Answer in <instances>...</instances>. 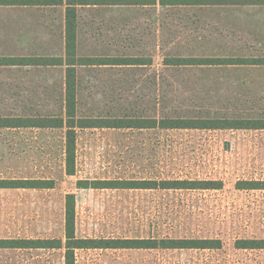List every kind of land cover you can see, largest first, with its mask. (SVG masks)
Wrapping results in <instances>:
<instances>
[{"label":"rangeland","instance_id":"obj_1","mask_svg":"<svg viewBox=\"0 0 264 264\" xmlns=\"http://www.w3.org/2000/svg\"><path fill=\"white\" fill-rule=\"evenodd\" d=\"M198 8L167 12L168 25L160 30L182 36L170 41L165 35L164 52L154 44L158 25L152 8L131 13L128 30H108L111 26L98 24V18V25L83 26L80 54L107 50L114 55L126 48L127 53L154 55L156 67L80 68L79 113L264 119V68L244 72L251 79L244 84L210 82L206 73L202 81L183 69L163 75L162 54L192 53L195 44L184 43L183 34L197 28L213 33V41L197 50H207L206 55L218 47L220 56H264V6L239 12L227 6ZM60 18L59 7L0 6V55L50 53L61 43ZM230 29L253 34L232 35ZM128 31L131 35H125ZM116 46L123 51H115ZM63 70L0 66V116H65ZM0 179L54 180L53 188H0V239L65 240V197L74 193L78 237L222 242L219 249H80L76 264H264V249L236 247L238 240L264 239V189L237 188L239 181H264V129H80L76 172L69 175L64 129L0 128ZM79 180L220 181L222 188H79ZM0 264H65L64 249L0 248Z\"/></svg>","mask_w":264,"mask_h":264},{"label":"trees","instance_id":"obj_2","mask_svg":"<svg viewBox=\"0 0 264 264\" xmlns=\"http://www.w3.org/2000/svg\"><path fill=\"white\" fill-rule=\"evenodd\" d=\"M257 3L256 0H252ZM63 4V0H0V6H19V5H50ZM66 95H65V116H0V128L20 129H64L65 130V165L66 172L74 175L76 172V140L80 129L87 128H160V129H264V119L261 120H229V119H199V118H176V117H139L130 114L125 116L101 117L81 115L79 113L80 99L78 90L80 86V68L97 69L106 65H120L124 69L134 70L139 67L146 68L153 64V58L143 54H131L126 52L111 55L106 53L80 54L79 44L81 36L78 33V6L91 5L92 7H109L118 5L127 11L124 14L123 23L128 26L131 20V13L134 7L149 5L155 14L154 22L158 25L155 33V46L161 51H167L164 47L169 36L170 41L182 36L178 33H164L160 27H165L168 22L165 16L169 10L174 11L181 7H213L224 4L221 0H66ZM71 4V5H70ZM162 11V12H159ZM160 26V27H159ZM159 31V32H158ZM131 35V34H125ZM102 36V34H100ZM212 34L195 33L183 34L186 44L194 43L188 55L178 53L164 54L163 75L167 77V71H180V69H190L193 67L210 68L213 66H226L234 64L264 65V56L240 58L231 55H206L203 51H197V46L213 41ZM137 40V39H136ZM178 40V39H177ZM176 40V41H177ZM180 43V41H179ZM131 43H128L130 45ZM131 44V45H138ZM127 47V46H126ZM201 47V46H199ZM178 49V45L175 46ZM122 49H116L115 51ZM197 52V53H195ZM212 53V52H210ZM64 60L49 57H26V56H1L0 66H38L63 64ZM155 77L160 78V73L155 72ZM166 79H164V82ZM155 89L160 88L158 80L154 81ZM54 180H17L0 179V188H53ZM79 188L89 187H109V188H175V189H219L222 188L220 181H190V180H164L161 182L152 180H115L109 182H89L79 180ZM239 189H264V181H239ZM76 195L68 193L65 197V222L64 237L62 238H7L0 239V248H28V249H64L65 264H76V250L80 249H219L222 247L220 239H117V238H83L76 235ZM236 247L240 249H264V239L238 240Z\"/></svg>","mask_w":264,"mask_h":264},{"label":"crops","instance_id":"obj_3","mask_svg":"<svg viewBox=\"0 0 264 264\" xmlns=\"http://www.w3.org/2000/svg\"><path fill=\"white\" fill-rule=\"evenodd\" d=\"M257 3H253L252 0H221L222 3L221 5L213 6V7H203V8H198L200 11H205L206 9H215L219 7H233L236 12L240 11L241 7H262L264 6V0H256ZM71 5V4H70ZM19 6H26V7H49V8H60L61 9V43L59 44V47L55 48L52 50L50 53H41V54H35V55H25L26 57H53V58H59L63 59L64 63L63 64H56V65H38L35 67H42V68H63L64 70V82L66 81V69L68 65H66V31H67V26H66V15H67V4L66 0H63V4H50V5H19ZM6 7H11V6H6ZM145 8H151L149 5H145L143 7H134L130 11H146L144 10ZM231 9V8H230ZM233 9V10H234ZM153 10V9H152ZM91 11V12H90ZM127 11L125 10L124 7L118 6V5H111L109 7L101 6V7H92L91 5H79L78 6V20H79V26H78V33L80 35H85L86 33L82 32V27L85 25H104V26H111L108 30L113 29L114 26H120V27H125L126 30L130 29L128 28L129 26H125L123 23L124 19V14ZM149 12V11H147ZM117 13V14H115ZM90 14H93V17L90 16ZM97 18L100 19L98 24H97ZM237 19V17H235ZM133 29V28H132ZM197 31L195 33H202L198 31V28L196 29ZM159 32V31H158ZM127 33H130L128 31ZM125 33V34H127ZM156 31L154 32V34ZM177 33V32H174ZM229 34L232 35H251L253 32L250 31H241L239 29H230ZM95 34V33H91ZM101 34V33H100ZM110 33L104 34V35H109ZM184 34H192V33H184ZM205 34H213V33H205ZM116 35H122V33H116ZM118 49V46H116ZM239 47V46H238ZM199 48V46H197ZM106 49V48H105ZM244 49L249 50L247 46H244ZM251 49V48H250ZM253 49V48H252ZM209 51H212L214 54L220 55L219 53V48L212 47ZM163 52V51H161ZM147 57H152L153 58V64L148 65L147 68L153 67L155 69V58L154 55H144ZM164 54H162V60H161V65L163 66V60H164ZM234 57H240V58H251V57H258L257 55L254 56L252 54H246L244 52L243 54H233ZM101 68H113L112 66H104ZM100 68V69H101ZM114 68H123V66L116 65ZM259 68H264V65H252V64H234V65H226V66H213L210 68H201V67H193L190 69H183L186 72H191L194 73L197 77L199 75L202 76V81H204V73L208 75L209 81H211L212 78H214L215 81L219 83H226V82H236L239 84H244L246 82H250L251 79H248L245 75H242L244 72H250V71H255ZM138 69H143V67H139ZM66 85V84H65ZM66 95V92H65ZM151 129V128H149ZM154 129V128H152Z\"/></svg>","mask_w":264,"mask_h":264}]
</instances>
